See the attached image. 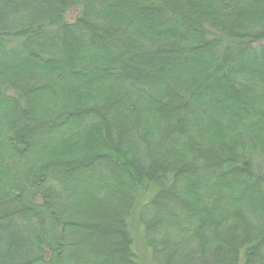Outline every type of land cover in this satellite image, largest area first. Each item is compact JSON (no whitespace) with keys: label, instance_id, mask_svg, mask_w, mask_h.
<instances>
[{"label":"trees","instance_id":"trees-1","mask_svg":"<svg viewBox=\"0 0 264 264\" xmlns=\"http://www.w3.org/2000/svg\"><path fill=\"white\" fill-rule=\"evenodd\" d=\"M137 238L264 264V0H0V264Z\"/></svg>","mask_w":264,"mask_h":264},{"label":"rangeland","instance_id":"rangeland-1","mask_svg":"<svg viewBox=\"0 0 264 264\" xmlns=\"http://www.w3.org/2000/svg\"><path fill=\"white\" fill-rule=\"evenodd\" d=\"M76 11L72 10L68 13V18L72 19L75 16ZM140 239H136V247L134 246V251L137 253L138 257L141 259L143 264H151L149 253L142 248Z\"/></svg>","mask_w":264,"mask_h":264}]
</instances>
